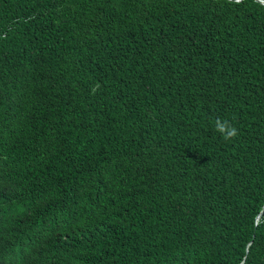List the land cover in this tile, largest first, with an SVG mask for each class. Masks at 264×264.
Instances as JSON below:
<instances>
[{
    "label": "trees",
    "instance_id": "obj_1",
    "mask_svg": "<svg viewBox=\"0 0 264 264\" xmlns=\"http://www.w3.org/2000/svg\"><path fill=\"white\" fill-rule=\"evenodd\" d=\"M0 154L17 264H264V0H0Z\"/></svg>",
    "mask_w": 264,
    "mask_h": 264
},
{
    "label": "clouds",
    "instance_id": "obj_2",
    "mask_svg": "<svg viewBox=\"0 0 264 264\" xmlns=\"http://www.w3.org/2000/svg\"><path fill=\"white\" fill-rule=\"evenodd\" d=\"M214 130L219 133L225 142H230L238 136V128L229 120L216 118L214 121ZM8 159L5 155L0 154V173L4 178L7 176ZM258 217H256V221ZM22 223H8L4 216L0 213V225L10 229L12 232L16 230ZM15 233V232H14ZM53 235L57 236L55 233ZM22 248L29 250L21 241L12 238L2 239L0 241V255L6 258V264H17L22 254Z\"/></svg>",
    "mask_w": 264,
    "mask_h": 264
}]
</instances>
